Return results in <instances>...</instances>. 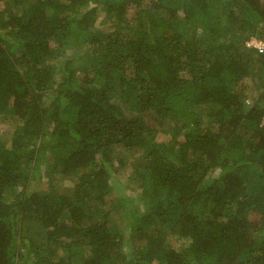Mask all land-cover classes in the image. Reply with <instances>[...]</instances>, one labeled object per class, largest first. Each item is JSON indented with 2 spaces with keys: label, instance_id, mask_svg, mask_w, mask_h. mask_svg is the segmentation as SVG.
Returning a JSON list of instances; mask_svg holds the SVG:
<instances>
[{
  "label": "trees",
  "instance_id": "1",
  "mask_svg": "<svg viewBox=\"0 0 264 264\" xmlns=\"http://www.w3.org/2000/svg\"><path fill=\"white\" fill-rule=\"evenodd\" d=\"M256 44L264 0H0V264H264Z\"/></svg>",
  "mask_w": 264,
  "mask_h": 264
},
{
  "label": "rangeland",
  "instance_id": "2",
  "mask_svg": "<svg viewBox=\"0 0 264 264\" xmlns=\"http://www.w3.org/2000/svg\"><path fill=\"white\" fill-rule=\"evenodd\" d=\"M3 127H4L3 124H0V133ZM137 155L138 153H136L135 155V153L133 154L130 151L118 152L119 158L130 161L134 160L137 157ZM114 165L116 169V167L118 166L117 161L114 163ZM112 181L113 183H112L111 193H109L106 196V205L114 206L117 203V196H120L121 198L128 200V205L125 207L124 210L118 209L117 211L114 212V215L121 224V226L125 227L124 229L128 237L129 236L128 226L130 222H128V218H126V213L132 212V209L135 206H138L140 209L142 208V204H140L138 201H135L136 196L139 193L138 185L135 184V182L133 183L132 181L126 179L125 175L119 172H117V174H114L112 176ZM64 184H65V188H67L66 192L70 193L72 190V183L69 181H65ZM123 211L125 212L123 213ZM126 219L127 221L124 222V220Z\"/></svg>",
  "mask_w": 264,
  "mask_h": 264
},
{
  "label": "built area",
  "instance_id": "3",
  "mask_svg": "<svg viewBox=\"0 0 264 264\" xmlns=\"http://www.w3.org/2000/svg\"><path fill=\"white\" fill-rule=\"evenodd\" d=\"M255 46H258L259 49H263L264 48V45L263 44H256Z\"/></svg>",
  "mask_w": 264,
  "mask_h": 264
}]
</instances>
